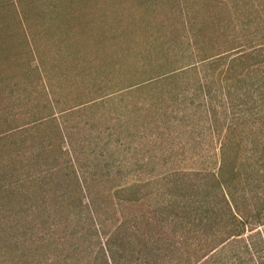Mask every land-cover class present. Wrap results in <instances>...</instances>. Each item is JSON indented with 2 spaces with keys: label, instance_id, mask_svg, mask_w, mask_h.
<instances>
[{
  "label": "rangeland",
  "instance_id": "rangeland-1",
  "mask_svg": "<svg viewBox=\"0 0 264 264\" xmlns=\"http://www.w3.org/2000/svg\"><path fill=\"white\" fill-rule=\"evenodd\" d=\"M174 1L0 0V185L13 192L0 191V264H19L25 213L57 221L82 202L83 211L92 204L112 220L114 209L133 214L116 205L121 188L154 201L166 173L220 168L221 136L192 103L193 91L146 84L136 68ZM252 1L257 25L249 29L264 41V0ZM255 112L264 116L263 100ZM245 132L226 140L222 174L240 169L242 189L229 187L240 214L227 196L232 212L262 222L264 133ZM54 203L62 207L54 211Z\"/></svg>",
  "mask_w": 264,
  "mask_h": 264
},
{
  "label": "trees",
  "instance_id": "trees-1",
  "mask_svg": "<svg viewBox=\"0 0 264 264\" xmlns=\"http://www.w3.org/2000/svg\"><path fill=\"white\" fill-rule=\"evenodd\" d=\"M167 6L170 19L145 38L147 61L136 68L146 84L193 91L192 103L200 102L198 111L221 136L220 168L168 172L154 201L121 188L116 205L133 214L114 209L112 220L92 204L83 211L82 202L78 212L57 221L25 213L19 264H264V221L237 217L227 199L240 214L229 187L235 182L242 189L241 171L233 167L227 180L222 174L229 137L264 133V116L255 112L260 100L264 104V41L253 37L257 28L249 29L257 25L251 18L257 6L252 0H175ZM242 105L249 118L241 116ZM11 186L0 185V191L11 192ZM52 206L56 211L62 203ZM258 207L264 209V199Z\"/></svg>",
  "mask_w": 264,
  "mask_h": 264
}]
</instances>
